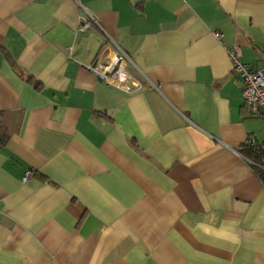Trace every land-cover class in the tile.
<instances>
[{
  "label": "crops",
  "instance_id": "0c3cea01",
  "mask_svg": "<svg viewBox=\"0 0 264 264\" xmlns=\"http://www.w3.org/2000/svg\"><path fill=\"white\" fill-rule=\"evenodd\" d=\"M79 2L0 0V264H264L222 44L264 66V0ZM116 47L131 92L87 68Z\"/></svg>",
  "mask_w": 264,
  "mask_h": 264
},
{
  "label": "built area",
  "instance_id": "2783aa9c",
  "mask_svg": "<svg viewBox=\"0 0 264 264\" xmlns=\"http://www.w3.org/2000/svg\"><path fill=\"white\" fill-rule=\"evenodd\" d=\"M73 1L85 10V7L82 6L79 0ZM86 15L87 19L82 22L81 30L89 24H97L96 20L89 12L86 11ZM213 35L217 39H221L222 37L220 32H214ZM222 44L228 53L231 70L240 83V95L249 113L264 121V66L261 68L250 67L248 64L241 61L240 52L236 46ZM116 49L117 51L112 58L104 60L101 59L102 57H97L91 64L87 65V68L105 83L113 84L126 92H131L132 86L130 87L129 81L132 79V76L126 65L127 62L129 63L131 61L130 57L119 47H116ZM132 81L134 86L137 87L139 85L135 82L134 78ZM244 141L245 147L252 148L253 146H257L256 140L253 137H246ZM257 147H259L260 151L264 152V142H261V145ZM244 158L264 175V163L252 160L246 156H244ZM30 174L31 172L27 170L22 180L25 181Z\"/></svg>",
  "mask_w": 264,
  "mask_h": 264
},
{
  "label": "trees",
  "instance_id": "16d2710c",
  "mask_svg": "<svg viewBox=\"0 0 264 264\" xmlns=\"http://www.w3.org/2000/svg\"><path fill=\"white\" fill-rule=\"evenodd\" d=\"M6 138L7 137H6L4 128L0 124V146L6 141ZM261 142H264V141H256L257 146H260ZM244 143L245 141L242 143L241 151L243 150L246 157L251 158L252 160H256L258 162L264 163V152L260 151L259 147L257 146H253L252 148L245 147ZM256 171L257 173L260 174L261 178L264 179V175H262V173L259 170L256 169Z\"/></svg>",
  "mask_w": 264,
  "mask_h": 264
}]
</instances>
